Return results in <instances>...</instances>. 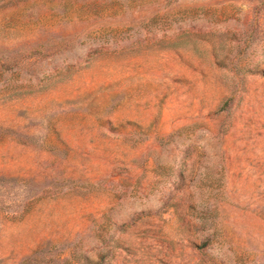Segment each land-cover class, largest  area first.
Segmentation results:
<instances>
[{"label":"rangeland","instance_id":"1","mask_svg":"<svg viewBox=\"0 0 264 264\" xmlns=\"http://www.w3.org/2000/svg\"><path fill=\"white\" fill-rule=\"evenodd\" d=\"M0 264H264V0H0Z\"/></svg>","mask_w":264,"mask_h":264}]
</instances>
